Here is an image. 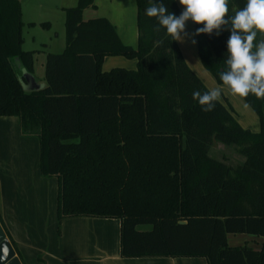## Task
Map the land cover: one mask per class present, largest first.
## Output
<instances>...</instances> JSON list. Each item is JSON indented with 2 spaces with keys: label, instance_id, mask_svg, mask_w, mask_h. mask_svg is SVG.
Returning <instances> with one entry per match:
<instances>
[{
  "label": "trees",
  "instance_id": "obj_1",
  "mask_svg": "<svg viewBox=\"0 0 264 264\" xmlns=\"http://www.w3.org/2000/svg\"><path fill=\"white\" fill-rule=\"evenodd\" d=\"M134 2V46L105 17L82 18L92 0L63 7L64 46L45 53L44 84L24 89L20 69L32 72L34 50L21 47L19 1L0 0V115H15L20 132L37 137L38 170L57 180L56 231L67 216L114 217L121 256L264 264V99L242 98L257 115V131L239 124L226 98L202 111L193 93L209 88L166 30H155L148 0ZM162 2L181 13L174 0ZM246 2L229 0V15ZM203 26L194 23V32ZM230 29L194 36L198 59L217 83ZM110 54L135 58V67L102 69ZM213 140L233 144L242 160L212 157ZM227 232L260 235V246L230 245Z\"/></svg>",
  "mask_w": 264,
  "mask_h": 264
},
{
  "label": "crops",
  "instance_id": "obj_2",
  "mask_svg": "<svg viewBox=\"0 0 264 264\" xmlns=\"http://www.w3.org/2000/svg\"><path fill=\"white\" fill-rule=\"evenodd\" d=\"M18 1L21 46L27 38L29 46L22 48L34 50L31 74L43 85L45 53L61 51L64 46L63 7L72 6L77 0H24L25 15ZM174 1L182 12L179 0ZM122 4L123 0H92L91 5L82 9L81 16L83 19L105 17L120 40L134 46L135 2L130 17L125 13L126 4ZM41 21H48V26H41ZM36 24L45 29V33L28 32ZM193 33L194 22L188 20L185 31L180 34L182 40H175L184 60L209 89H222L220 100L225 104L226 98L242 127L257 131L258 118L253 109L226 85L217 83L201 65L192 43ZM135 61L120 54L104 55L101 68H134ZM56 189V177L41 175L38 170L37 137L22 134L15 115H0V225L5 236L12 240L14 253L22 264H207L203 256H121L118 252L119 220L114 217L67 216L61 219L57 232ZM225 236L230 245L246 244L257 249L261 243L260 235L245 232H227Z\"/></svg>",
  "mask_w": 264,
  "mask_h": 264
},
{
  "label": "clouds",
  "instance_id": "obj_3",
  "mask_svg": "<svg viewBox=\"0 0 264 264\" xmlns=\"http://www.w3.org/2000/svg\"><path fill=\"white\" fill-rule=\"evenodd\" d=\"M148 2L146 16L154 17L158 22L155 30L164 28L172 40H182L180 34L185 31L188 20L204 25L195 30L194 36L210 34L213 29L219 35L221 25L230 23L227 67L220 72V80L234 95L245 98L253 94L257 99H264V41L254 43L258 34L264 35V0H247L234 15H229V0H179L184 9L179 16L169 12L162 0ZM192 43L196 41L193 39ZM221 95L222 89L214 87L203 94L194 92L193 98L202 106V111L209 112L215 109Z\"/></svg>",
  "mask_w": 264,
  "mask_h": 264
},
{
  "label": "rangeland",
  "instance_id": "obj_4",
  "mask_svg": "<svg viewBox=\"0 0 264 264\" xmlns=\"http://www.w3.org/2000/svg\"><path fill=\"white\" fill-rule=\"evenodd\" d=\"M21 1V6L25 15V11H26V7H25V1L24 0H20ZM126 4V9L125 8V13L128 14V16L130 17V11L132 10V5L134 4V0H123V4ZM124 13V15H125ZM128 21H126L125 23H127ZM55 28H57V25L55 24L54 26ZM45 29H42L39 25H35L33 27L29 28L30 33H33L34 35H37V33H45ZM24 34H26V31H23ZM120 32V31H119ZM28 40L27 38L25 39L23 45L21 47L23 48H28ZM222 97V96H221ZM208 154H210L212 157L217 158V159H224L226 163L235 165L237 162H240L242 160V155L240 153H238L235 150V146L233 144H223L221 142H217L215 140L212 141L209 149H208ZM137 228L139 229H148L150 227V225L148 223H139L136 225Z\"/></svg>",
  "mask_w": 264,
  "mask_h": 264
},
{
  "label": "water",
  "instance_id": "obj_5",
  "mask_svg": "<svg viewBox=\"0 0 264 264\" xmlns=\"http://www.w3.org/2000/svg\"><path fill=\"white\" fill-rule=\"evenodd\" d=\"M20 74L22 76L21 86L24 89H35L42 84L37 83L33 75L26 71L24 68L20 69ZM178 222H184V220H178ZM0 264H22L18 256L14 253V248L12 247L10 241L5 236L4 230L0 225Z\"/></svg>",
  "mask_w": 264,
  "mask_h": 264
}]
</instances>
